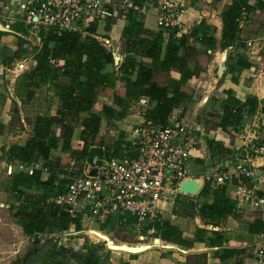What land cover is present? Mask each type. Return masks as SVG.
<instances>
[{"label":"trees","instance_id":"obj_1","mask_svg":"<svg viewBox=\"0 0 264 264\" xmlns=\"http://www.w3.org/2000/svg\"><path fill=\"white\" fill-rule=\"evenodd\" d=\"M257 1L259 4L262 2ZM252 11L254 8L243 0H233L221 13V33L218 41L215 29L202 19L191 31L181 35H177L176 31L169 32L172 29L163 28L168 32L166 42L162 31L154 33L145 29L136 13L129 12L125 17L126 26L121 35L123 46L120 50L123 59L117 69L120 76L115 71L106 70L114 64L113 54L92 36L96 33V24L89 26V35L84 38L72 33L54 36L41 30V44L32 58V67L16 81L14 92L18 99L31 100L41 85H49L57 98L58 106L52 115L35 118L33 135L23 145L13 144L7 149L3 147L5 160L10 164L46 162L51 152L57 148L68 153L70 160H91L93 155H101L102 146L106 148V155L118 156L115 151L120 147L127 148L128 143L123 145L120 139L115 145L116 149H107L106 140L99 134L101 122L111 124L122 120L132 103L137 102L140 97H146L148 107L144 119L156 125H166L173 111L189 100L186 88L190 80L197 78L206 69L198 57L205 55L207 65L217 49L223 51L235 47L239 40V20L243 14ZM235 55V58L228 56L226 72L234 83L237 82L236 75L251 67L242 55L237 52ZM142 59H149L152 65H145ZM156 66L157 70L162 72H177L179 79H171L165 85L157 84L154 81ZM63 79L66 81H62ZM117 83L122 88V94L115 90ZM103 90L112 91L111 103L102 102L96 110L99 93ZM224 94L222 115L217 125L220 130H239L244 116H253L263 110L264 106L256 97L241 101L234 97L231 91H225ZM77 129L79 133L75 139ZM214 143L216 142L213 140H207L209 150ZM218 147L221 149L222 144L219 143ZM8 176L6 191L14 199L24 197L25 191L33 186L54 189L53 177L42 181L40 173L29 176L13 171ZM62 185L61 182L51 199L61 191ZM198 196L211 199V203H203L198 208V215L204 220L211 222L234 214L235 199L231 198L227 185L211 188L210 184L205 182ZM47 199L46 194L42 201ZM13 207L11 216L21 223L22 231L28 237L43 234L48 229L64 231L70 226H73L75 231L82 230L79 219L70 218L50 201L45 202L43 208L31 210L25 209L22 204ZM144 228L153 229L155 238L161 241L185 248L191 247L194 242L205 241V230L196 229L193 241H187L182 238L181 232L167 221L149 223ZM248 230L261 233L264 231V222L255 221L248 226ZM214 234L216 237L208 239L207 243L221 246V236L215 232ZM232 254V251L224 249L213 252L212 256L224 260Z\"/></svg>","mask_w":264,"mask_h":264},{"label":"built area","instance_id":"obj_2","mask_svg":"<svg viewBox=\"0 0 264 264\" xmlns=\"http://www.w3.org/2000/svg\"><path fill=\"white\" fill-rule=\"evenodd\" d=\"M158 2L157 26L171 28L176 25L182 10L171 0ZM109 4L110 0H22L19 8L33 30L54 36L72 33L84 38L89 35L91 24L118 17ZM121 7L123 15L129 10L140 9L134 0H122ZM104 44L108 46V42ZM137 104L147 108L148 99L140 97ZM178 113H172L164 126L141 117L139 124L124 129L129 134L128 147H124L118 156L106 155V148L102 146L101 155H93L91 160L85 159L79 164L70 161L55 174L63 180V185L50 202L82 223L95 219L103 224L113 213L127 214L139 230L149 223L160 222L161 204L183 194L178 191V185L194 178L188 168L199 156L196 124L180 118L181 111ZM251 125L243 127L241 138L245 149L239 162L227 169L220 163L216 166L221 168L219 171L199 178L203 184L212 181L216 186L233 187V198L237 203L247 201L252 210L260 208L264 214V197L257 195L254 185L248 187L243 183V180L257 183L264 179V136L261 134L264 118ZM256 160L262 164H256ZM14 168L9 165L7 174L13 171L29 176L51 174L43 161L17 163ZM92 169L94 174L90 173ZM255 261L264 264V236L255 251Z\"/></svg>","mask_w":264,"mask_h":264},{"label":"rangeland","instance_id":"obj_3","mask_svg":"<svg viewBox=\"0 0 264 264\" xmlns=\"http://www.w3.org/2000/svg\"><path fill=\"white\" fill-rule=\"evenodd\" d=\"M264 13H259L254 15L248 24L243 25V29H241V36L239 43L241 48L244 49V52L241 53L242 57L246 60L251 61V67L248 69L249 72H243L240 83L235 82V85H241L240 92H250L245 88H257L258 93H262L264 91V39L253 40L249 45L246 43L247 40L259 37L258 35L264 34ZM258 16V17H257ZM244 21V20H243ZM31 29V28H29ZM38 29H31V32L34 34ZM41 31V30H40ZM38 31V34L39 32ZM119 41L120 46H123V38L121 37ZM241 49V50H242ZM217 51V52H216ZM212 56L211 60L216 58V56L220 55V50H216ZM242 52V51H241ZM36 50H34L30 45L26 48V53L24 55V61L20 62L17 65H23L22 67L16 66L11 74L9 73L6 80H0V263L10 259V262L20 260L25 253L32 252L36 245L44 243L49 236L59 235L61 238H67L62 236L64 232H73L75 229L73 226H70L67 230L64 231H53L48 229L43 234H36L33 237L26 236L21 227V223L11 216L12 207H18L19 204L23 205L25 209L31 210L35 208H43L45 202H49L51 196H53L56 191L58 185L63 183V180L59 179L55 176L56 173L62 169V167L68 166L70 163L69 154L62 152L59 148L53 150L49 159L44 162L45 166L49 169L51 174H43L41 175V180L45 181L49 178L53 177V188H39L38 186H33L31 189L25 191L24 197H19L18 199L12 198L7 191V184L9 181V176L7 171L9 169V165L13 167L14 165L8 163L3 154V147L8 148V146L17 144L23 145L28 139H30L33 135V126L35 122V118L38 116H50L53 114V95L52 93H48L51 91L50 87L45 89L42 87L41 90L37 91L36 97L31 100L26 99H18L16 96L13 98L10 96L7 88L13 86L14 81L16 82L20 79L21 75L24 72H27L30 69L32 58L36 54ZM209 54V53H208ZM231 56L233 58L236 57L234 52H231ZM119 64L108 66L106 70L115 71L117 73V69L120 65V62L123 59V54L121 50H119ZM199 62L202 66H205L206 72L209 69V65L211 62L206 63V56L200 55L198 57ZM210 60V61H211ZM144 62V61H143ZM227 62V61H226ZM144 64L148 65L149 63ZM59 65V63H58ZM156 71H154V81L159 85L168 84L172 76L169 72H162L157 70V66L155 67ZM227 71V70H226ZM175 72V71H174ZM218 69L210 67V71L208 72V77L204 80H200V82H194L193 86H190L188 83V88H186L187 93L190 98L186 104H183V110H174L173 113L179 114L178 112H182L180 118H184L196 124L197 134L199 135L198 140H200L199 147L200 149L204 147V157L197 158L195 162H192L189 165L191 176L199 179V177H203L206 174H210L212 171H219L221 168H216L218 164H222V168H232L236 163L239 162L240 158L244 156V140L241 138L244 135V126L251 125L254 117L257 116H244L242 121V126L240 129L235 131L231 130H220L217 125L220 121V116L222 115V101L224 100V96L222 95V89L224 88V81L229 79V76H225L226 72L221 78L217 76ZM8 73V72H7ZM11 75V76H10ZM118 76L120 74L117 73ZM239 79V75L237 76ZM236 77V78H237ZM62 78V77H61ZM197 79V78H196ZM194 79V80H196ZM199 79H197L198 81ZM231 83H234L231 79H229ZM201 83V84H200ZM212 87V88H211ZM202 89V91H201ZM259 89V90H258ZM49 90V91H48ZM118 93L122 94V88L119 83L116 84V89ZM225 92V91H224ZM232 92V91H231ZM264 93V92H263ZM234 95V91L232 92ZM225 95V94H224ZM251 95V94H248ZM111 90H103L100 91L98 102L95 105V109L99 107V105L104 102L107 104L111 103ZM262 102V101H261ZM147 108L137 104V102L132 103L130 109L127 112V115L123 118L125 122V126L128 128L134 127L135 125L141 122L142 117L144 118V114L146 113ZM258 113V112H257ZM262 114H264V107L262 110ZM127 118V121H126ZM258 119V118H257ZM123 120L116 121L111 124H106L104 132L102 133V139L106 140L107 149L112 150L116 149L115 145L118 143L120 139H122L123 145H126L128 142V133L124 130L121 131V127L123 128ZM120 122V123H118ZM121 125V126H120ZM252 125L250 126V128ZM126 128V129H128ZM125 129V130H126ZM76 130V137L78 138V131ZM110 131V132H109ZM127 140V141H125ZM207 140H213L216 143L212 144V149L206 145ZM221 143L222 147L219 149L218 144ZM204 145V146H201ZM124 148L121 147L116 150V155L122 153ZM112 153V152H111ZM110 153V154H111ZM84 160V159H83ZM77 164H79L82 160H74ZM219 167V166H218ZM262 180L257 182L259 184ZM211 188L215 187L216 184L212 181L208 182ZM256 184V185H257ZM253 185V184H252ZM252 185L248 186L251 187ZM256 185H254V189L256 190ZM56 187V188H55ZM59 188V187H58ZM48 195L47 201H42L43 196ZM50 198V199H49ZM182 201H177L174 206H178V203ZM188 204V205H187ZM186 207L177 208L176 213L173 211V214L179 215L181 217H188L190 219H194L198 214V209L196 208V203L194 201H190L186 203ZM13 207V208H14ZM176 208V207H175ZM155 224V223H154ZM83 230H96L103 229L101 233H109L110 237L115 239L116 241H122L127 243H139L141 242L140 237H144V242H151L152 238L155 237V233L149 232L150 228L138 229L135 226L132 218L127 214L120 215L119 213H113L107 221L103 224L97 222L95 219H92L88 223V221L81 222ZM105 227V228H104ZM96 228V229H94ZM55 233V234H54ZM92 240H95L92 234L85 232ZM39 238V242H32L33 238ZM143 243V242H141ZM56 247V244L53 248ZM10 263V264H11Z\"/></svg>","mask_w":264,"mask_h":264},{"label":"crops","instance_id":"obj_4","mask_svg":"<svg viewBox=\"0 0 264 264\" xmlns=\"http://www.w3.org/2000/svg\"><path fill=\"white\" fill-rule=\"evenodd\" d=\"M179 9L182 10L181 14L178 16L176 25L169 28L171 31H176L177 35L188 33L191 29L198 24L202 19L205 20L208 26H211L215 29V36L217 41L220 39L221 31V13L224 8L231 4L233 0H171ZM244 3L254 8V11L251 13H245L241 16L239 20V40L235 47L227 48L223 51H219L221 54L212 59L209 65V69L206 72L201 73L197 79L192 78L189 82L190 86H193L194 82H200L208 77V72L210 67L217 68L221 62L223 53H226V61L228 56L231 55V52L241 53L244 52V49L240 46V34L241 29H243L244 24H248L250 19L254 15L259 13H264L263 1L259 4L257 0H243ZM22 0H0V27L5 30H0V80H5L7 83V77L9 73L11 74L12 70L19 66L20 62L24 61V55L26 53V48L30 45L34 50H38L41 44L40 35L37 32L34 34L29 29V25L25 22L24 12L20 10L19 5ZM122 0H110L108 7L110 9H115L118 13V17L114 20L101 21L96 24V33L92 35L95 37L102 45L111 50L112 53L119 55V50L121 48L119 41L122 35V31L126 26V15L129 12L136 13V16L142 22V25L145 29L157 33L162 31L163 39L166 42L168 38V32L159 28L156 24L157 15L159 12V2L158 0H134V3L140 8L138 11L129 10L126 14L123 15L121 10ZM264 16V14H263ZM258 17V16H257ZM264 19V17H263ZM244 20V21H243ZM264 23V22H263ZM40 33V32H39ZM259 37L249 39L246 43L249 45L253 40L264 39L263 35H258ZM108 42V46L104 44ZM218 43V42H217ZM218 45V44H217ZM242 49V50H241ZM220 50V49H218ZM242 51V52H241ZM217 52V51H216ZM145 63H149L147 66H151L152 62L149 59H142ZM225 65L227 68V62ZM249 63L251 61L247 60ZM146 65V64H145ZM32 67V63L30 68ZM249 72L248 69L243 70L238 75H236L238 82L242 78L243 72ZM8 72V73H7ZM227 72V71H226ZM172 76L170 79L177 81L179 79V74L174 71L169 72ZM11 76V75H10ZM225 76H231L226 74ZM196 79V80H194ZM224 81V88L222 89V95L225 98L224 91H234V97L244 101L249 97H256L258 101L264 106V91L260 94L257 92V88H245L250 92H240V86L235 85L236 83H231L230 80ZM62 81H66L63 79ZM15 84L11 87L12 94L15 95ZM201 84V83H200ZM42 87L45 89L49 85H41L38 90H41ZM212 88V87H211ZM8 90V88H7ZM259 90V89H258ZM9 91V90H8ZM49 91V90H48ZM202 91V89H201ZM53 95V111L58 106L57 98ZM251 94V95H248ZM37 95V93H36ZM35 95V97H36ZM262 101V102H261ZM183 108V106L181 107ZM180 110V108H179ZM257 116L254 117L253 122L258 121L260 118H264L262 110L256 113ZM140 119H142L139 116ZM258 118V119H257ZM123 120V119H122ZM125 120V119H124ZM123 120V128L121 131L128 128L125 126ZM127 121V118H126ZM252 122V123H253ZM120 123V122H118ZM121 124V123H120ZM106 122L102 121L100 126L99 134L102 137L104 132ZM121 126V125H120ZM129 129V128H128ZM126 129V130H128ZM110 132V131H109ZM261 134L264 136V132L261 131ZM199 136V135H198ZM76 137V131L74 138ZM199 140V144H200ZM201 146H204L201 144ZM204 147L199 149V156L197 158L204 157ZM195 158V160H198ZM195 162V161H193ZM256 164H262L261 161L256 160ZM190 171V169H189ZM191 173V172H190ZM243 183L246 185H256L257 183H252L249 180H243ZM256 193L258 196L264 197V179L256 185ZM229 194L233 198L234 188L229 186ZM177 201H182L178 203V206H174ZM194 201L196 203V208L198 209L203 203H211V199H205L201 196H190L186 194H177L175 198L161 204V221H167L170 225L176 227L182 235V238L187 241H193L195 236L196 229L205 230L204 239L202 242H194L193 245L189 248H183L186 252H181L176 249H165L161 247H152L151 249L144 251L139 254H129L122 251H112L107 249L105 243L102 240H99L95 236V240H92L85 233L69 236L67 238H59L50 245V248L43 255L41 264H257L255 261V251L259 244V241L264 236V231L261 233H252L248 230V226L255 221L264 222V214L259 208L257 210H252L247 201L237 203L235 201V210L234 214L228 215L220 220H213L208 222L204 220L198 214L194 219L181 217L179 215L173 214V211L176 213L177 208L186 207V203ZM188 205V204H187ZM176 207V208H175ZM264 210V208H263ZM105 228V227H104ZM96 229V228H94ZM103 232V229H96ZM103 230V231H102ZM74 232V231H73ZM149 232L155 233L153 229ZM218 233L221 238V246H213L207 243L208 239H214ZM55 234V233H54ZM110 235L109 233H106ZM111 236V235H110ZM155 238V237H154ZM152 238V240L154 239ZM113 240H115L113 238ZM116 241V240H115ZM120 242V241H116ZM122 242V241H121ZM160 243V242H159ZM162 243H164L162 241ZM56 244V247L53 246ZM182 248L180 245H178ZM230 250L233 254L224 260H220L218 257H213V252L220 250Z\"/></svg>","mask_w":264,"mask_h":264},{"label":"water","instance_id":"obj_5","mask_svg":"<svg viewBox=\"0 0 264 264\" xmlns=\"http://www.w3.org/2000/svg\"><path fill=\"white\" fill-rule=\"evenodd\" d=\"M35 20V18H34ZM0 30H5L4 28L0 27ZM208 53H210V51H208ZM113 54V59H114V64L118 65L119 64V55L116 53H112ZM226 53H223L222 58H221V62L219 63L218 66V72H217V76L218 78H221L224 73L226 72L227 68L225 65V61H226ZM10 96L13 98L12 96V91L10 90V88L8 87ZM91 174H94V169L91 170L90 172ZM203 186V180L202 178L199 179H194V178H189L186 180H183L179 183L178 185V191L180 193L186 194V195H190V196H196L199 191L201 190ZM88 232L89 234H92L93 236H95L96 238H98L99 240H102L107 249L112 250V251H122L125 253H129V254H139L142 253L144 251H147L149 249H151L152 247H161V248H165V249H176L179 250L181 252H186L185 249H183L184 247L181 246L182 248H180L177 244H173V243H168L163 241L164 243H162V241L158 238H154L151 242H144L145 238L144 237H140L141 242L139 243H127V242H116L115 240H113L108 234L106 233H101L100 231H96V230H80V231H74V232H64L62 234V236L64 237H69V236H73V235H77V234H81V233H85ZM59 235H53V236H49L48 239H46V241L44 243L41 244H37L39 242V238L35 237L33 238L32 242H34L36 245V248H34L32 250V252H34V254L31 255L30 252L25 253L23 257H25L24 261L22 264L26 263L27 260L32 257L33 259L36 260L35 264H41V260L43 255L47 252V250L50 248V245L53 243V241L59 239ZM160 242V243H159ZM4 264H10V259L6 260L3 262ZM1 264V263H0ZM11 264H20L17 261H13V263Z\"/></svg>","mask_w":264,"mask_h":264},{"label":"flooded vegetation","instance_id":"obj_6","mask_svg":"<svg viewBox=\"0 0 264 264\" xmlns=\"http://www.w3.org/2000/svg\"><path fill=\"white\" fill-rule=\"evenodd\" d=\"M32 254H34V252H31V255H32ZM24 259H25V257H22L20 260H18V262H19L20 264H22L23 261H24ZM12 263H13V262H12ZM35 263H36V260L33 259L32 257H30V258L27 260V262L24 263V264H35Z\"/></svg>","mask_w":264,"mask_h":264}]
</instances>
